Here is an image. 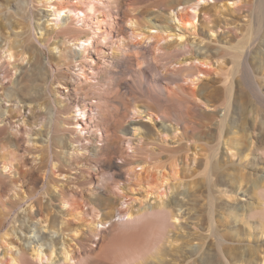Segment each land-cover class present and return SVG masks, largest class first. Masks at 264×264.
I'll return each mask as SVG.
<instances>
[{
    "label": "rangeland",
    "instance_id": "obj_1",
    "mask_svg": "<svg viewBox=\"0 0 264 264\" xmlns=\"http://www.w3.org/2000/svg\"><path fill=\"white\" fill-rule=\"evenodd\" d=\"M165 1L0 0V97L6 110L0 138L16 141L0 149V264H17L18 252L27 264H49L56 252L50 256L48 241L35 239L27 245L11 228L25 215L38 225L53 213L63 219L60 231L73 257L70 262L94 251L107 257L101 255L98 264H121L130 259L125 248L146 245V230L159 229L155 237L164 243L163 262L154 260L156 264H264V221L257 210H246L262 199L256 184L264 185V150H248L244 157L223 141L240 139L244 127L256 131L261 125L264 57L258 50L264 48V0H243L230 9L207 0L221 8L200 11L196 29L185 31L184 46L179 48L178 42L176 52L170 51L175 36L156 37L182 31L176 20L181 13ZM58 3L76 11H66L57 20L50 13ZM153 12L159 13L157 23L166 30L142 25ZM131 16L138 18L131 22ZM247 30L259 34L248 37ZM148 31L150 38L144 40ZM87 36H92L91 43L84 40ZM18 39L35 45L44 63V69L23 68L20 108L4 97L16 80L14 64L26 67L18 56ZM62 42L73 49L70 58L59 57L54 49ZM9 45L11 58L4 52ZM198 46L207 47L211 55L197 54ZM248 47L253 70L236 68L240 52ZM232 84L237 104L230 105L221 137L220 131L202 135L206 113L221 117L228 107ZM201 86L211 91L210 104L192 93ZM50 114V133L38 139ZM139 122L152 125L154 133H144ZM58 136L65 138L64 145ZM190 156L196 160L191 162ZM157 166L168 174L158 189L165 194L157 201L152 194L146 202L145 185L135 179L150 177ZM47 182L55 183L64 202L46 205ZM101 192L111 207L97 204ZM169 201L171 217L147 221L143 236L141 230L130 235L126 231L115 244L107 242L112 241L106 235L110 223L121 222L127 211L137 213ZM97 221L98 228L93 227ZM21 230L28 235L24 226ZM192 244L197 248L189 252Z\"/></svg>",
    "mask_w": 264,
    "mask_h": 264
},
{
    "label": "bare ground",
    "instance_id": "obj_2",
    "mask_svg": "<svg viewBox=\"0 0 264 264\" xmlns=\"http://www.w3.org/2000/svg\"><path fill=\"white\" fill-rule=\"evenodd\" d=\"M45 1H46V3H50L49 0H45ZM218 1H220L222 3L224 8H228V9H230L229 7H232V6L234 7L235 5H238L239 3H243V0H214V2H218ZM165 4L167 6H169V8L172 7L173 10L176 8V12H179V14L181 13L180 15L176 16V20L178 21L177 27L182 29V31H180L178 33L172 32L173 34L168 33V34H166L165 37H163L161 35H157L156 37L160 40L162 38H166L169 36H175V43L176 44L170 50L173 52H176V46H177L178 42H179V48H183L184 44L182 42L184 41L183 39H185V37L183 38V36L185 35V31L193 32L192 30L196 29V18H197V15L200 11H202L204 9H210L211 10L214 8H219V9L221 8L218 3L217 4L216 3L210 4L209 2H207V0H166ZM188 7L192 8V9H190V12L188 11V9H189ZM183 9H186L187 11H183ZM181 10H182V12H181ZM66 11L71 12V11H76V9H70V8H68L67 4L65 5V4L58 3L56 5H53L52 12L50 13V15L54 16L57 20L60 18L63 19L64 18L63 14L67 15ZM143 15H145V14H143ZM158 17H159V13L153 12L147 18L145 17V19H143L144 23L142 25L145 26V28L147 30L149 28H152V27H156V28L160 27V31L166 30L167 26H164V25L157 23ZM137 18H138V16H131L130 20H131V22H135ZM50 20L47 19L46 21H50ZM211 30H215V29L212 28ZM257 31L251 33L250 30H247V36L250 37L253 34H255V36H256L259 34ZM145 33L147 35H145L143 37L144 40L147 38H150V34H149L150 32L148 31V33L147 32H145ZM14 34L16 36H19V37L22 35L21 32H15V31H14ZM177 37L179 39H177ZM255 38H257V37H255ZM91 39H92V36H87L84 40L87 41L88 43H91L90 42ZM16 44L18 46H21V50H19L20 53H18V56H19V59L21 60L22 63L25 62L26 67H24L23 64L22 65L14 64V66L16 67V71H15L16 80L14 81L13 86L11 88H8L7 92L4 94V97H6L9 101H12L13 102L12 104L14 106L20 108L21 107L20 103H24V101L19 97L18 84L20 83L19 77L22 73L23 68H26V70L29 69V71L37 70V69H44V63L42 62L41 54L35 45L25 44V41L22 39L16 40ZM197 44H200V42H197ZM231 47H233V46H231ZM236 47L239 48V46H236ZM241 47L243 48L244 46H241ZM54 49L57 50L58 56L63 57L64 59L70 58L72 56V54L74 53L73 49L70 46H68L67 44H64V42L60 43L59 46L56 45L54 47ZM258 51L260 52V54L262 55V58H263L264 57V48H260ZM4 52L7 53L6 56L8 58H11L14 56V54L12 52V47L10 45L7 47V49L4 50ZM251 52H252L251 47H248L246 49L244 48V51L240 52V55L238 57L242 58V59L237 61L236 68L237 67L240 68V66H242V68H245V67L248 68V71L253 70L251 67V64H250ZM196 53L200 54L204 57L211 55V52L208 50L207 47H200V46L197 47ZM199 63L206 64V62H204V60H199ZM263 66H264V63H263ZM256 87L258 88V86H256ZM232 88H233V84L228 87V91H227L228 97H229L228 98L229 99L228 105H227L228 107L225 109V111L221 117L216 112L206 113L205 116H206L207 120H206L205 124L203 123L204 124L203 126L205 129L202 131V135L206 136L207 134H212V132H214V131H220L219 137H221V133H222L223 128L225 127V123L227 121V118H229L230 105L231 104H235V105L237 104L235 96H234V94H232V91H233ZM192 93L195 95H199L208 104L211 103V100L209 98L211 96L210 95L211 91H209L205 86L198 87L197 90L193 89ZM263 102H264V98H263ZM80 109L81 108L77 109V111H79ZM5 112H6V110L2 104V99L0 97V122H2V123L4 122L3 115L5 114ZM51 121H52V118H51V114H50L48 124L45 125L46 127H44V129L43 128L39 129V131L37 132L38 139L41 138L42 136L45 138L46 135H49V133H50V130H49L50 125L49 124L51 123ZM76 124L78 126L77 122H76ZM260 124H261L260 127L256 128L257 129L256 131L251 130L249 127H244L243 133H242L240 139L239 138H231V137H228L226 139L224 138L223 139V141L225 143L224 145H226L227 148H229L230 150L236 149V150L242 152L244 157L248 156V150H249V152H252V153L263 151L264 150V127H262V126L264 125V111L262 113V119L260 121ZM36 125H38V124L36 123ZM138 125L140 126V128L142 129V131L144 133H146V134L154 133V127L152 125H149V124L144 123V122H139ZM24 132H26V134L28 133L26 129H24ZM232 133L234 134V131H232ZM29 134L30 133H28V135ZM217 134H218V132H217ZM208 136H211V135H208ZM212 136L214 137V135H212ZM57 141L59 144H62V145L65 144V138L62 136H58ZM5 143L11 144L13 146L16 145V141L12 137H1L0 138V149H2L4 147ZM232 156H234V154H232ZM190 160H191V162H193L196 159L193 156H190ZM186 161H187V159H186ZM137 162H139V161H137ZM184 162H185V160H184ZM215 162H216V160H215ZM3 168H6V167L3 166ZM167 177H168V174L165 172V168L163 166H161V167L157 166L154 168V172H151L150 177H147V176L144 178L143 177H137L135 179L136 184H139V185L144 184L145 185L143 193H145L144 197H145L146 202L150 201V199H152V197H151L152 194H154L153 196H154L156 201L163 199V196L165 193L159 192L158 189L162 188L163 184L167 180ZM262 178H263V176L261 174V175H257L256 179H257V181L260 182ZM256 185H257L256 187L261 190V196H262L261 202L258 205L252 206L250 209L248 208L246 210L247 211L257 210L256 213H257L258 217L264 221V185H262V184H256ZM56 187L57 186L53 182L45 183L46 194L48 195V197L45 199V203L47 206H51L52 205L51 201H53V200H63L64 199L63 193L59 192ZM223 192H225V191H223ZM41 199H44V197ZM95 201L102 208H108V207L112 206V202L110 201V199L106 196L105 193H102V192L98 193ZM162 201H164V200H162ZM62 202H64V200ZM171 202L172 201H169L166 205L158 203L157 205H151L149 207H144V208H141L137 213H133L132 211H127L124 214L125 217L123 216L124 218H123V220H121V222H113V223L111 222L110 223V225L107 229L106 235H108V237H111L112 241H110V239L108 238L107 242L112 243L114 241V244H115L117 237L120 240L119 237L124 235V233L126 231H127V233H129V235H130V233L135 234V232H138L141 230V228H144V224L147 221L153 220L154 218H159L160 220H163V221L170 218L172 215V211H173L171 208V204H170ZM32 206L33 205L30 204L29 208H26L25 211H29L32 208ZM111 212H112V210H109V211H106L105 213L109 216V214H112ZM101 215L102 216L99 218V220H101L103 217V214H101ZM28 220H29V215L23 216L22 219L20 220V225L16 226L13 223L11 230L14 234H18L21 238H23L25 244H27V245H30L31 243H33V241L35 239L43 240V242L48 241L51 244L50 250H49L50 256L54 253V251L56 252V256L54 257V259L49 264H83L82 262H85L84 264H91V261L88 259V257L91 258L93 264H98V263H101V255L105 256L104 258H107L106 255L104 254L105 252H103L101 250L100 252H103V254H101V255L99 253L93 251V252L87 253L86 257H84L83 260H81V259L79 260L76 258V260H72L73 262H70V258L72 259L73 257L70 255L69 249L67 248V244H66L64 237H63L64 235H63L62 231H60L61 226L63 225L62 217H60L58 215V213H53V214L49 215V219H48V217H45L44 219L41 220V222L38 225L35 224L34 222L29 223ZM30 220H34V219H30ZM44 222L46 223L45 226L41 224ZM99 222H101V221H99ZM99 222L98 221L93 222L92 226L93 227L97 226L99 224ZM23 226H24V229L25 228L27 229L28 235H25L23 233V231L21 230ZM97 228H98V226H97ZM45 230H47V232H44ZM142 230H141V233L143 236ZM158 232H159V229L146 230V233H145V231H144V233L146 234L147 238L150 237V242L148 241V243L146 245H143L141 247H139L140 245L135 246L136 244L133 245V243H132V245H133L132 247L129 246L128 249L125 248L126 250L123 249V251L124 250L130 251V259L126 260L127 258L126 259L124 258L125 260H123V261L120 260L121 264H128L130 262H131L130 264H139V263L156 264L154 260H158L159 262H163V250H162L161 245H164V243L162 242V240H159L157 237H155L156 233H158ZM131 236H133V235L131 234ZM135 237H134V239H135ZM127 239L130 240V237H127ZM132 240L129 242H132ZM141 240H143V238ZM140 242H142V241H140ZM118 243L119 242H117V245H116L117 247L120 246V245H118ZM134 243H136V242H134ZM125 245H127V244H125ZM116 246H114V247H116ZM121 246H122V244H121ZM125 247H127V246H125ZM149 247H151V248H149ZM195 248H197V247H195V245L192 244L191 249H189V252L195 251ZM144 250H148L149 255L148 254L143 255L142 252ZM33 253H34L36 258L40 257V253H39L38 249H35V251L33 250ZM121 253H122V251H121ZM186 253H187V251H186ZM18 254L19 255H17V258L19 259V262L17 264H27L25 260L21 259V252H18ZM120 256H121V254H120Z\"/></svg>",
    "mask_w": 264,
    "mask_h": 264
}]
</instances>
